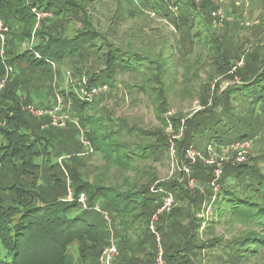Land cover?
<instances>
[{
  "label": "trees",
  "instance_id": "16d2710c",
  "mask_svg": "<svg viewBox=\"0 0 264 264\" xmlns=\"http://www.w3.org/2000/svg\"><path fill=\"white\" fill-rule=\"evenodd\" d=\"M189 1L177 0L173 5L172 0H168V5L175 6L177 14L184 15L187 19L196 14L197 10H200L201 15L207 10H215L218 6L210 3L200 7L189 4ZM33 7L49 10L55 20L63 19L66 13L72 14L74 11L82 27L71 36H63L57 34V30H53L55 26L47 22L34 34V41L30 42L29 36L35 19L31 12ZM156 8L160 11L157 6ZM162 13L164 16L170 15L169 10H162ZM0 17L8 25L11 35L5 51V62L17 67V76L36 75L39 78L51 79L53 66L71 63L75 59L81 62L87 60L86 50L94 31L91 30L87 16L79 12L72 0H0ZM172 18L176 19L177 16L172 15ZM182 24L186 25V22L182 20ZM203 24H206L208 29L207 22ZM20 27L27 30L16 35L15 31ZM217 39L219 38L213 37L212 43L215 45L211 46L215 71L225 75L232 67H237V64L233 63V58L226 55L225 48L221 49L220 43L216 44ZM25 42L27 45L23 46L22 43ZM107 50L111 56L105 59L106 67L88 76L87 82L91 85H111L116 71L133 70L150 63L148 58L140 56L139 53L130 52V56L126 57V52L120 49ZM262 52L260 53L263 54ZM260 53L247 55L250 62H246L247 56L243 57V63L240 65L242 68L239 66L236 71L240 78L239 83L217 92L213 106L224 111L225 117L213 120L211 105V108L203 107L202 110L196 111L193 117L184 120L182 137L174 139L179 157L182 149L194 145L198 138L205 137L213 141L214 145L223 146L236 140L253 138L260 130L258 127L263 123L259 121L260 114L255 115L259 116L258 120H252L255 119V107L248 109L244 116L238 114L236 117V109L231 106L232 100H236L234 98L243 96L249 102L256 101L258 105L261 103L264 108V57H260ZM71 68L74 74L81 73L78 67L75 68V64L71 63ZM150 70L156 72L157 80L158 73H162L164 68L155 66ZM3 72L4 67L0 60V76ZM25 81L26 79L18 85L13 80L0 93V264H99L98 257L103 247L109 243L108 230L114 229L144 230L153 239L151 246L154 257L156 239L149 224L161 205L162 196L151 191V185L118 190L110 185L90 184L77 176L78 173L72 167V162L79 159L77 157L69 159V162H63L64 159L57 162L59 155L55 153L51 140L38 132L46 130H42L41 124L38 128H32L17 101V96L20 95L18 90L26 91ZM152 89L159 94L155 97L156 107L160 108L157 115L160 123L166 125L169 122L177 128L180 120L176 116L164 117L167 106L163 88ZM53 90H47L50 98L55 99L58 95L66 103L70 102L74 113L80 116L81 123L85 126L90 124L87 116L82 114L90 102L79 98L71 89L66 91L56 89L55 86ZM28 100H31L30 95ZM262 113L264 114V110ZM97 118L102 127L96 130L87 129L85 134L87 139L92 140L94 152L108 159L115 155L119 162L133 161L135 157H144L168 149L169 142L163 133L130 127L128 131L134 130L139 136L154 137V140L151 138L152 141L145 143L143 147H135V151L129 150L125 144L126 140L117 139L121 134L120 128L114 129L109 126V121L108 125L101 117ZM228 132H231V135H228ZM76 141L74 136L71 140L68 138L67 146L78 147ZM58 164L61 168L56 171L54 167H58ZM202 165L198 164L194 168V176L207 182L211 178V168ZM52 168L54 169L49 176L47 172ZM57 173L64 175L65 180L68 175V186L74 190L72 200L64 198L66 187L58 183L62 180L57 177ZM38 176L44 177L46 181L48 179V187L39 190L34 188ZM232 179L235 181L231 182ZM64 183L62 182L63 185ZM219 183L220 190L213 202L218 216L226 212L239 219L264 225V173L260 168L248 163L226 164L221 171ZM157 187L171 192L175 200L183 201L188 198L190 205L193 202L196 205L194 192L188 193L178 180ZM81 193L86 197L83 203L78 201ZM211 194V189L207 188V199H210ZM185 219H188V224H182L181 220ZM199 222L198 218L188 212V206L182 205L158 216L155 228L159 234L166 264H194L189 256L195 252L199 253V250L207 245L196 242L199 241ZM176 230H182L184 242L174 250L173 236ZM163 233L172 237L166 247L162 243ZM238 239L240 240H236L234 244V253L243 250L254 252L256 248L253 247L264 240L255 231L247 232ZM234 253L230 254L231 257L237 256ZM177 255L183 261H176Z\"/></svg>",
  "mask_w": 264,
  "mask_h": 264
},
{
  "label": "rangeland",
  "instance_id": "374dc122",
  "mask_svg": "<svg viewBox=\"0 0 264 264\" xmlns=\"http://www.w3.org/2000/svg\"><path fill=\"white\" fill-rule=\"evenodd\" d=\"M176 1L172 0V4L174 5ZM72 2L75 3L79 12H83L84 16H87L91 30L94 31L86 50L87 60L81 62L79 59H75L71 62L75 64V68L78 67L77 69L81 73L74 74L71 63H65L53 66L52 78L44 79L36 75L17 76L18 69L14 66L13 72L8 78L4 77L5 74L3 76L5 78L2 81L4 88L9 86L13 80L19 85L26 79L24 82L26 91L17 89L20 93L17 96V101L26 119L32 128H38V125L41 124L42 130H46L45 132L38 130V132L51 140L55 153L59 155L56 158L57 162H61L62 159H64L63 162H69L71 158H79L76 162H72L74 171L78 173L77 176L90 184L110 185L118 190L151 185V191L160 194L162 201L168 191L157 186L178 180L188 190V193L194 192L193 196L197 198L196 205L194 202L190 205L188 198H185L183 201L174 199L173 207L188 206V212L197 218L201 214L203 204H209L210 199H207L208 181H201L194 176L196 171L194 168L198 164L202 165L200 162L190 165L191 177L189 180L187 176L182 175L181 168L187 159L185 149L191 145L182 149L181 157H179L174 139L182 137L184 120L193 117V114L202 110L203 107L209 109L212 105L211 118L213 120L218 118L221 120L225 117L224 111L213 106V101L217 92L239 83L240 78L236 73L239 66L235 67V70L232 67L225 75L218 74L215 71L212 57L211 46L215 45L212 43V39L215 36L219 38L216 44L220 43L221 49L225 48L226 55L233 58L235 65L243 63V57L247 55L262 52L264 50V0L189 1V4H196L200 7L210 3L218 5V8L221 7L223 19L220 23L218 21L214 23L213 11L209 10L203 11L204 13L200 15V10L196 9L197 13L187 19L186 16L177 14L178 10L172 4L169 6L168 0H72ZM162 10H169L170 15L164 16ZM172 15L177 18H172ZM182 20L186 22V25L182 24ZM204 21L207 22L208 29L205 27L206 24H203ZM47 22L53 24L55 26L53 30L56 29L57 34L63 36H71L82 27L81 21L74 11L72 14L66 13L65 17L59 20H55L53 15L36 18L29 36L30 42L34 41V34ZM205 29L207 31H204ZM25 30H27L25 27L18 28L15 31L16 35ZM29 41L28 43H30ZM22 44L26 46L27 42ZM107 49H120L122 52H126V57L130 56V52L139 53L140 56L148 58L150 63L133 70L116 71L111 85L108 84L107 89L91 96L89 101L83 99L90 102V105L82 112L90 122L85 126L81 123L80 116L74 113L70 102L66 103L58 95L55 99L50 98L46 93L47 90L54 91L55 86L56 89L66 91L72 87L88 88L91 85L86 82L88 76L106 67L105 59L111 56L109 52H106ZM262 53H260V57H264V52ZM249 60L250 57L247 56L246 62H250ZM155 66L164 68L162 73H158L157 80H155L156 72L150 70ZM160 87L164 90L167 106L164 117L176 116L180 120L177 128L171 124L168 125V123L162 125L157 117L160 108L156 107V97L159 94L152 88L158 90L157 88ZM28 95L31 100H28ZM234 99L237 101L232 100L231 106L236 109V117L238 114L244 116L248 109L255 107V119L252 120L256 121L260 116L259 121L263 122L262 126L258 127L260 130L256 129L258 131L253 137V147L249 152L247 163L257 166L264 173V114H261L264 108L261 103L258 105L256 101L249 102L243 96ZM39 109L48 114L51 113V115L41 114L40 116L39 112H33L39 111ZM27 110L32 111L33 114ZM97 117L104 119L106 124L109 121L110 125H108L114 129L120 128L122 137L119 135L117 139L126 140L125 144L128 145L129 150L135 151V147H143L145 143L154 140V137L143 138L134 130L128 131L130 127L163 133L169 142L168 149L144 157L142 155L135 157L133 161L121 160L119 162L115 155L108 159L104 155L94 152L92 140L89 137L87 139L85 134L87 129L96 130V128L102 127ZM227 134L231 135V132ZM73 136L79 144L75 148L67 146V139L71 140ZM209 142L214 143L201 137L196 139L192 146L194 150L201 152ZM57 166L54 167L56 171L61 168L60 164ZM62 166L64 167L63 163ZM54 168L47 172L49 176ZM57 174V177L62 180L58 183L66 187L64 198L72 200L74 190L68 186V175L65 180L64 175ZM234 181V179L231 180V182ZM47 182L48 179L46 181L44 177L38 176L35 180V187H33L37 190L44 189L49 185ZM62 182H65L64 185ZM83 194H79L78 201L81 196L86 199ZM171 195L173 196L172 193ZM210 212L212 213L207 220L199 219L197 237L199 241L196 242L207 245L199 250L198 262L207 260L209 264H263L264 240L261 244L253 247L256 248L254 252L243 250L234 253L233 248L236 240H240L238 238H242L250 231H255L260 235V238L264 239V225L239 219L226 212L218 216L214 204L211 206ZM181 222L188 224L189 221L185 219ZM162 236V243L166 247L170 244L172 237L164 233ZM146 239L148 241L146 245L150 247L153 240L151 237ZM177 243L180 242L177 241ZM232 253L237 256L231 257ZM241 255L243 256L239 257ZM181 260L177 255L176 261Z\"/></svg>",
  "mask_w": 264,
  "mask_h": 264
},
{
  "label": "built area",
  "instance_id": "2783aa9c",
  "mask_svg": "<svg viewBox=\"0 0 264 264\" xmlns=\"http://www.w3.org/2000/svg\"><path fill=\"white\" fill-rule=\"evenodd\" d=\"M219 6H217V8L215 10H213V16H214V23L216 21H218V23H220L223 19V12L221 7L218 8ZM31 12L33 13L35 19L36 18H44V17H48L51 16L52 13L49 10L43 9V8H37V7H33L31 8ZM10 38V29L8 27V25L4 22V20L0 17V60L3 64L4 67V72L3 74L0 76V92L3 90L4 88V84L2 83V81L5 78H8V76H10L13 72V67L10 64H7L5 62V51H6V47H7V43L9 41ZM242 63H239L240 66ZM235 70V67H233ZM5 74V76H4ZM3 76L5 78H3ZM86 80V79H85ZM84 84L85 81L83 80ZM87 82V80H86ZM88 83V82H87ZM107 85L106 83H100L97 85H89V87H81V88H75L72 87L71 90H73L75 92V94L79 97L82 98L84 100H88L89 98L93 95L102 93L103 90L107 89ZM85 88V89H84ZM33 109H37V108H33ZM28 112L32 113V111L27 110ZM34 113L39 112L40 116L41 114H45V115H51L48 114L47 112H44L42 110L39 109V111L35 110L33 111ZM33 114V113H32ZM171 123L168 122V125H170ZM172 125V124H171ZM184 127V126H183ZM177 139V138H176ZM253 147V138H246L243 140H236L233 142H230L226 145L220 146V145H214L213 143H208L205 148L200 152L197 150L193 149V146H189L187 147L185 150L186 155L185 157L187 159H185L184 164L182 165L181 168V173L184 176L188 177V180L190 179V173H191V169H190V165L194 162H200L205 166H208L211 168V178L208 181V187L211 189L212 194L209 200V204L202 206V211L200 216H198L197 218H204V220L208 219V216L210 217L211 213V206L213 205V202L216 200L217 198V194L220 190V183H219V178L221 176V171L223 170L224 166L226 164H239V163H247L248 161V155L249 152L251 151ZM172 149V148H171ZM85 199H83V196H81L79 198L80 202H84ZM174 206V198L171 195L170 192H167L161 205L159 206V208L156 210L155 214L152 216L151 220H150V224H149V228L150 231H152V233L155 234V239H156V251H155V255H154V260H153V264H166V261L164 259V253H163V249L160 245V238H159V234L156 232V228H155V222H157L158 216L162 213L165 212H169L171 210V208ZM85 207V206H84ZM203 212V213H202ZM105 215V212H104ZM201 226V225H200ZM202 226H204L202 224ZM119 255V250L117 245L110 241L107 245H105L98 257V263L99 264H113L114 259ZM264 264V262H263Z\"/></svg>",
  "mask_w": 264,
  "mask_h": 264
},
{
  "label": "crops",
  "instance_id": "0c3cea01",
  "mask_svg": "<svg viewBox=\"0 0 264 264\" xmlns=\"http://www.w3.org/2000/svg\"><path fill=\"white\" fill-rule=\"evenodd\" d=\"M165 68V65H164ZM47 95V93H46ZM110 233L109 242H114L119 250V255L114 259L113 264H152L153 249L147 247L148 234L144 230H108ZM182 230H176L173 236L175 247H181L183 244ZM153 240V239H152ZM179 241L180 243H177ZM153 242V241H152ZM191 243V242H190ZM197 244V243H196ZM194 264H209V261L202 260L198 262V253H192L189 256ZM195 259L197 260L195 262Z\"/></svg>",
  "mask_w": 264,
  "mask_h": 264
}]
</instances>
